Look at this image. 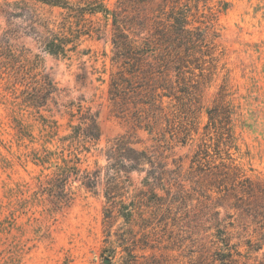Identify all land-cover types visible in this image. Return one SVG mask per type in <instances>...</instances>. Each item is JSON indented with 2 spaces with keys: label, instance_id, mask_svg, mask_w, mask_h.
<instances>
[{
  "label": "rangeland",
  "instance_id": "obj_1",
  "mask_svg": "<svg viewBox=\"0 0 264 264\" xmlns=\"http://www.w3.org/2000/svg\"><path fill=\"white\" fill-rule=\"evenodd\" d=\"M102 1L124 21L145 17L129 27L139 32L141 47L143 38L159 32L158 9L168 6L163 0ZM5 2L13 5L0 0V264H264V0H198L188 13L182 61L171 53L167 69L155 63L149 87L129 74L124 51L120 55L113 43L112 17L85 15L82 30L100 38L82 36L80 54L55 58L43 51L36 32L46 21H61L64 11ZM160 48L154 49L161 59ZM23 65L34 70L22 72ZM35 72L58 89L38 109L22 100L32 92L28 76ZM85 112L96 114L99 140L62 141ZM219 125L229 157L253 185L251 197L243 191L249 183L226 185L221 193L210 188L201 171L209 166L191 163L201 143L217 157ZM119 137L152 155L155 166L161 163L157 193L171 191L168 208L149 195L144 211L127 221L115 208L107 211L106 154ZM37 156L50 158L51 167L37 165ZM61 158H77L79 177L85 173L97 183L89 190L79 177L73 180L68 206L56 211L41 189ZM125 175L126 203L146 187L144 172Z\"/></svg>",
  "mask_w": 264,
  "mask_h": 264
},
{
  "label": "trees",
  "instance_id": "obj_2",
  "mask_svg": "<svg viewBox=\"0 0 264 264\" xmlns=\"http://www.w3.org/2000/svg\"><path fill=\"white\" fill-rule=\"evenodd\" d=\"M3 1L4 5H13L6 3V0ZM14 2H16V5L21 3L23 9L26 10L29 9L28 3L30 2L38 3L49 8H60L64 11L65 14H62L63 17L61 21H46L40 26L42 29L41 32H36L43 51L55 58H68L70 53L80 54L81 52L77 51V47L79 46V40L82 36L91 37L95 35L96 38H100L101 33L93 32L94 34H92V31L82 30L80 24L84 22L85 15L94 16L100 14L107 20L112 17L113 27L118 33L114 37L116 42L114 41L113 43L120 48V55L121 49L124 51L123 57L126 61L128 60V68L132 70L129 74L136 75V78L138 77V80L143 82V85L147 87H149L151 81L154 80L155 63H164L163 67L165 69L166 63H168L166 59H169L171 53H174L171 58L172 60L175 59L178 62L182 61L181 58L184 55L182 49H184L186 43V36L184 33H186L185 27L188 25V13L191 11V8L197 10L200 3L198 0H163L164 4L168 6L167 9L162 6L158 9V22H161L158 25L162 26L159 27V32L155 31V36L151 33L148 38H143V45L141 47L136 45L139 32H131L129 27H131L134 19L140 21L145 17L138 14L136 18H130L124 21V18L119 15V10H109L104 6L102 0H83V2L77 4H71L68 0H14ZM225 5L226 4H223L224 10L226 9ZM165 10L168 11L166 12ZM164 26H166V29H164ZM169 28H173L172 30L174 31L175 37L170 36L168 33ZM169 43L172 45V48L167 51V47H170ZM157 46L161 47L158 51L161 49L163 52L165 51L164 55H161V59L158 58L159 54L157 50L154 49ZM26 62H28V60ZM24 65L21 67L23 68L21 69L22 72L26 69L34 70L32 68L33 64L28 68ZM174 69L178 73L175 79H178V84H181L183 80L182 73L180 72L181 67ZM28 77L31 80L29 88L32 92L27 93L22 98L26 106L38 109L44 107L48 101H53V97L51 96L56 94L58 89L47 74L35 72ZM161 78L166 79L164 72ZM68 114L70 117H74L71 110H69ZM209 120L212 121L211 114ZM223 130H225L224 127L219 125V138L217 139L216 148L220 150L216 152L217 157L212 158L208 153L206 145L201 143L199 144L200 146H197L198 151L194 152L191 163L199 167L209 166L201 171L205 174L204 178L202 176V181L205 177L206 179L208 178L206 182L211 183L209 186L210 188L216 189L221 193L226 190V185L234 187L241 185V187H243L244 184L249 183V186L246 187L247 190L243 191L247 197H251L250 194L252 193L253 185L250 184L247 178H244L237 165L234 163V160L229 157L228 145L225 144L226 139L224 137L226 133H223ZM99 137L100 133L96 114L85 112L81 114L79 124L73 126L71 128V133L65 137L66 139L63 138L62 141H73L82 138L91 142H96L99 140ZM225 145L227 148H224ZM152 157L153 156L145 150L133 148L130 142L125 140L124 137L116 138L112 145H110L106 154L107 165L104 178V196L108 203V212H110V208H115L117 214L127 221L133 214H140L144 211V202H148L149 195H152L155 205L168 208L169 205L167 202L171 195V191L170 193L166 191V196L158 195L157 191L161 189V184L163 183V169H160L161 163H157V166H155ZM77 160V158H75V161L61 158L60 161L62 164L55 163L53 165L54 171L51 177L46 175L48 178L45 179L41 194H45L51 199L50 203H52V207L56 211H61L63 208L67 207L70 202L72 194L70 184L73 180L78 179L80 173V169L77 168ZM34 161L43 169L49 168V166L51 167L52 165L50 158L47 156H37L34 158ZM215 161L218 163L215 164ZM145 165H148L149 168L145 169ZM132 172L145 173L142 183L143 186L146 187V190H141L139 195L132 197L129 202L125 203L124 198L128 195V188L125 186L126 183L122 176L123 174L129 175ZM84 174H80L79 181L82 186L90 190L94 187V184L96 185L97 180L96 178L88 177V174ZM210 188H208V190ZM181 189L182 186L180 185L176 195L182 192Z\"/></svg>",
  "mask_w": 264,
  "mask_h": 264
},
{
  "label": "water",
  "instance_id": "obj_3",
  "mask_svg": "<svg viewBox=\"0 0 264 264\" xmlns=\"http://www.w3.org/2000/svg\"><path fill=\"white\" fill-rule=\"evenodd\" d=\"M107 263V262H106Z\"/></svg>",
  "mask_w": 264,
  "mask_h": 264
}]
</instances>
